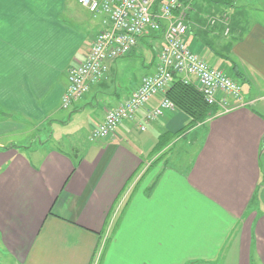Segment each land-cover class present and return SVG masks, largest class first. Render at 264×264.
Instances as JSON below:
<instances>
[{
  "label": "crops",
  "instance_id": "obj_1",
  "mask_svg": "<svg viewBox=\"0 0 264 264\" xmlns=\"http://www.w3.org/2000/svg\"><path fill=\"white\" fill-rule=\"evenodd\" d=\"M63 2L0 0V127L8 131L43 123L65 127L73 119L65 121L61 107L67 72L89 49L79 60L72 56L82 45L90 48L109 25L103 16V23H93L91 36L87 10L64 15ZM240 6L254 7L251 24L244 23ZM228 10L217 9L209 18L211 35L228 40L218 42L224 54H213L188 16L185 40L209 66L248 86L229 111L219 108L186 130L190 118L175 107L145 123L160 102L156 96L114 133L91 140L96 144L80 156L41 146L28 156L0 144V246L14 263L264 264V115L259 112L264 105L251 108L264 100V0H237ZM148 34L130 53L143 56L147 71L130 92L113 88L122 64L113 61L105 78L69 107L100 109V120L88 133L156 71L163 42ZM190 81L195 86L193 77ZM165 133L169 143L151 165L150 153ZM179 143L189 150L186 163L170 166L169 155ZM140 173L147 184L137 190Z\"/></svg>",
  "mask_w": 264,
  "mask_h": 264
},
{
  "label": "built area",
  "instance_id": "obj_2",
  "mask_svg": "<svg viewBox=\"0 0 264 264\" xmlns=\"http://www.w3.org/2000/svg\"><path fill=\"white\" fill-rule=\"evenodd\" d=\"M77 4L93 16H105V24L109 26L94 37L83 59L69 68L68 86L61 100L63 109L81 99L92 85L102 81L109 63L127 56L142 36L151 31L159 32L163 26V44L158 51L156 71L144 76L129 97L107 111L102 123L91 130V140L114 133L117 126L133 120L137 111L156 96H161L160 102L147 112L145 123L161 116L164 110L174 108L165 97L174 75L180 76L184 83H191L193 77L205 102L216 105L223 112L230 110L232 102L239 104L241 101L239 85L221 70L207 65L188 47L185 37L189 5L179 0H77Z\"/></svg>",
  "mask_w": 264,
  "mask_h": 264
},
{
  "label": "rangeland",
  "instance_id": "obj_3",
  "mask_svg": "<svg viewBox=\"0 0 264 264\" xmlns=\"http://www.w3.org/2000/svg\"><path fill=\"white\" fill-rule=\"evenodd\" d=\"M207 5L211 6L204 0H192L189 6L190 9L188 11V18L191 17V19L195 20L196 23H194L193 30L196 32L198 38L203 43L209 45V47L212 49L213 54H216V53L224 54V52L218 47V45L220 42L226 43L227 45L228 40H225L226 38L222 37L221 35H220L221 38H216L212 36L211 35L212 27L209 26V21H210L209 18L211 17L212 14L216 12L217 9L220 11L221 7L214 6L216 10L214 12H210L207 9L208 8ZM63 8L65 9V12H63L64 15H67V11L72 12V10H74L75 8L79 10L83 9L77 4L76 0H64ZM227 10L228 8L225 9V11ZM243 10L245 13V17H243L244 23L249 25L255 20L254 7L251 6L250 8H245V9L242 8L241 6L238 7V11H243ZM85 12L87 13L85 14V16H87V20H86L88 22L87 26L92 36L93 34H95L91 28L93 23L98 22L100 20L103 23L104 17L103 15L102 16L98 15L96 17L93 15H90L87 11ZM227 12H228V15H230L229 10ZM214 16H218V15H214ZM213 23H214V20L211 21V25ZM79 28L81 31L85 29L83 26H80ZM90 34L88 33V36H90ZM147 38L151 39V35H149ZM154 40H157V42L159 41V39H154ZM87 48L89 49L88 44L84 46L82 45L79 49H75L74 55L72 56V58H74L75 60H79L82 54H85ZM130 55L123 57L124 59L119 58L115 60V61L121 62L122 64L118 69V74L116 76V79L113 81V85L115 82V85L113 88L114 89L117 88L121 92L122 91L130 92L133 88L132 84H135L142 75L147 73L146 69L142 68V64L144 63L143 56H140L137 53H134L131 56ZM146 57L147 58H146L145 63L148 65L149 61L152 58V53L149 52L148 54H146ZM113 73L114 74L116 73L115 68L113 69ZM65 78L66 76L64 77V82H65ZM66 81H67V78H66ZM239 84L242 87V93H244L245 89L248 86L245 85L244 82L242 81H239ZM251 98H258V97L251 96ZM261 104L264 105V100L260 102L258 101V103H256V105L252 106L251 108H254L257 110L258 105L260 106ZM84 107L86 108L85 110H81L78 112L77 110H70L69 107L67 109L62 108L63 114L65 115V118H64L65 121L68 119V116L70 115H72V118H73L71 120V123H68L69 125L65 127L64 126L54 127L53 129H51L48 125H45L44 123L42 125L39 124V127L37 129H32L28 126V127H24L18 130L13 129V130L8 131L6 128L0 127V144L3 146L13 145V147L14 146L19 147V150L28 156L29 155L31 156L32 150L39 146L43 147V151L48 150V149H53V150L60 151L64 154H68L71 157H73L74 155L80 156L81 154H84L85 151L87 152L92 146L96 144V142H92L90 139L91 134L88 133V126L99 122L100 116H101V111L99 108L97 110L94 107H90V106H84ZM259 112H261L264 115V109L262 107L259 108ZM2 117H3V114L0 112V120H3ZM67 122L65 124H67ZM185 149L187 148H185V145L183 143H179L176 145L175 149L169 155L171 157V159L168 160L170 166L179 167L186 163V157H187L186 152L189 153V150L185 151ZM160 155L162 154L160 153L154 156L153 158H151V164H153L154 161ZM145 169L146 167L143 168V171ZM262 169L264 172V156L262 158ZM144 178L145 177L141 173L136 178L135 187L136 188L138 187L137 190H139L142 186H145L147 184V179L144 180ZM131 191H134V190H131ZM131 191L129 195L132 193ZM129 195L127 199L129 198ZM0 264H16L11 258L8 257V255L6 254L2 246H0Z\"/></svg>",
  "mask_w": 264,
  "mask_h": 264
},
{
  "label": "trees",
  "instance_id": "obj_4",
  "mask_svg": "<svg viewBox=\"0 0 264 264\" xmlns=\"http://www.w3.org/2000/svg\"><path fill=\"white\" fill-rule=\"evenodd\" d=\"M159 1H162V0H159ZM179 1L181 3H183V4H185V5H189L190 6L192 0H179ZM204 1H206L212 7L218 6V7L225 8V9L226 8H228V9L232 8L235 5V3L237 2V0H204ZM157 4L155 5V7H157ZM148 33H147L148 35H151V39L152 40H154V39H161L162 40L163 26H162V28H161V30L159 32H152L151 31V32H148ZM147 34L142 36L140 38V41ZM140 41H139V43H140ZM150 49L152 50L151 46H150ZM224 58H226L224 60H227L228 62L231 61V59L229 57L225 56ZM233 66H234L233 69H237L236 65H233ZM215 69H217V68H215ZM237 76L238 75H235L234 77L236 78ZM231 80H233V79H231ZM233 81L236 82L235 80H233ZM236 83L240 87L241 99H242V87H241V85L238 82H236ZM82 97H84V96H82ZM165 97L173 104V106L175 108H177L178 110H180L181 112H183L184 114H186L190 118V123L187 125V127L184 130H186L187 128L192 127V126H194L196 124L203 123L204 121H206L208 119L209 116L217 113L218 109H219L216 105L207 104L205 102L202 94L198 91V89L192 83H184L176 75H174L170 86L165 91ZM170 138H171V135L166 134V133L163 134L158 139L153 151L150 153V157L153 158L154 156L160 154L164 150V148L167 146V144L169 143L168 141L170 140ZM158 159H156L154 161V163ZM153 164H151V165H153Z\"/></svg>",
  "mask_w": 264,
  "mask_h": 264
}]
</instances>
